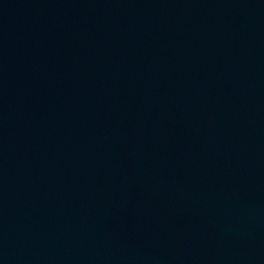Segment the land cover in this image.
<instances>
[{"label": "water", "instance_id": "1", "mask_svg": "<svg viewBox=\"0 0 264 264\" xmlns=\"http://www.w3.org/2000/svg\"><path fill=\"white\" fill-rule=\"evenodd\" d=\"M0 264H264V0H0Z\"/></svg>", "mask_w": 264, "mask_h": 264}]
</instances>
